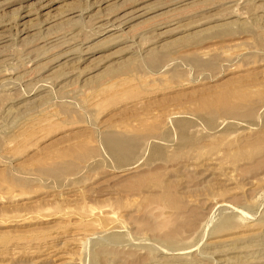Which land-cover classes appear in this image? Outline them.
Wrapping results in <instances>:
<instances>
[{
  "label": "rangeland",
  "instance_id": "1",
  "mask_svg": "<svg viewBox=\"0 0 264 264\" xmlns=\"http://www.w3.org/2000/svg\"><path fill=\"white\" fill-rule=\"evenodd\" d=\"M0 264H264V0H0Z\"/></svg>",
  "mask_w": 264,
  "mask_h": 264
},
{
  "label": "bare ground",
  "instance_id": "2",
  "mask_svg": "<svg viewBox=\"0 0 264 264\" xmlns=\"http://www.w3.org/2000/svg\"><path fill=\"white\" fill-rule=\"evenodd\" d=\"M99 27H100V26H99ZM104 27H106V26H104ZM5 29H6V28H5ZM104 29H105V28H104ZM104 29H102V31H103ZM106 30H107V29H106ZM102 31H101V32H102ZM89 79H90V78H89Z\"/></svg>",
  "mask_w": 264,
  "mask_h": 264
}]
</instances>
